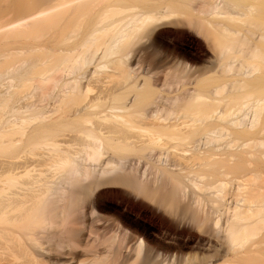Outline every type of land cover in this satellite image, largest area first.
<instances>
[{
  "label": "bare ground",
  "instance_id": "obj_1",
  "mask_svg": "<svg viewBox=\"0 0 264 264\" xmlns=\"http://www.w3.org/2000/svg\"><path fill=\"white\" fill-rule=\"evenodd\" d=\"M180 2L0 0V264H154L92 242L117 184L181 205L206 237L183 264H264V0H198L214 57L194 71L146 54Z\"/></svg>",
  "mask_w": 264,
  "mask_h": 264
},
{
  "label": "rangeland",
  "instance_id": "obj_2",
  "mask_svg": "<svg viewBox=\"0 0 264 264\" xmlns=\"http://www.w3.org/2000/svg\"><path fill=\"white\" fill-rule=\"evenodd\" d=\"M197 2L198 0H182V4H177L180 5L176 8L179 10V23L165 25L157 30L156 35L152 37L153 47L151 46L150 51L147 50L150 53L146 54L164 57L169 60V65L181 63L186 71H194L209 64L214 57L211 40L209 41L194 25L198 20V12L195 9ZM211 30L213 29L209 28V32L215 35H209V38L216 39L218 34ZM132 157H123L121 160L125 159L120 161L119 166L127 168L137 162L142 171L147 169L144 180L158 184L159 181L153 174V164L149 162L154 159L149 160L145 156L143 159H140L141 156ZM170 159L173 157L165 163L169 164L172 161ZM87 213L99 234L98 240L92 235V242L96 241L95 244L100 245L105 237L116 235L118 240L124 241L126 248L122 250V260L132 255L130 247L141 240L144 241L145 250L152 253L154 264H183V246L190 253L201 252L205 247L206 237L187 219L183 220L181 205L170 209L122 184L100 188L93 196L91 208ZM99 247L103 249L104 245Z\"/></svg>",
  "mask_w": 264,
  "mask_h": 264
}]
</instances>
